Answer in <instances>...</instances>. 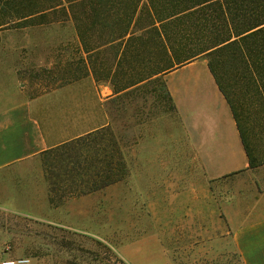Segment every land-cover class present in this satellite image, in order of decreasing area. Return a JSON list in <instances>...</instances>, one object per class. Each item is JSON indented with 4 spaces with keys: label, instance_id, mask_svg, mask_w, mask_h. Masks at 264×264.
Wrapping results in <instances>:
<instances>
[{
    "label": "rangeland",
    "instance_id": "obj_1",
    "mask_svg": "<svg viewBox=\"0 0 264 264\" xmlns=\"http://www.w3.org/2000/svg\"><path fill=\"white\" fill-rule=\"evenodd\" d=\"M78 52L79 42L71 21L7 28L0 35V61L12 64L24 81L20 87L29 96L71 81L70 68L81 65ZM113 58V49L108 46L99 61L110 63ZM199 60L207 63L206 58ZM6 73L8 78L0 81L3 88L14 84ZM101 83L117 94L106 105L108 124L78 146L88 147L93 153L101 149L109 153L117 145L118 161L122 163L120 180L95 192L68 195L53 204L42 153L4 171L0 174V191L8 185L14 188L13 184L21 189L32 186L33 182L25 177L43 176V190L48 197L43 198L47 206L38 215L0 209V253L27 256L34 264H67L70 260L99 264L100 258L109 264H128L119 249L157 234L170 248L172 264H242L232 247V229L224 208L234 202L242 210L249 198L250 177L244 180L240 173L229 179L216 178L205 189H197L188 181L189 175L180 178L178 171L164 181L165 170L159 167L158 179L150 173V181L144 176L137 182L146 171L142 159L148 165L158 163L166 146H174L179 139L177 124H164L177 115V107L164 76L159 82L120 93H116L112 82ZM251 120L252 139L264 155V113H251ZM253 168L264 176V156L259 155ZM16 177L20 181L9 182ZM13 205L28 206V202L17 199ZM64 241L66 244L59 246Z\"/></svg>",
    "mask_w": 264,
    "mask_h": 264
},
{
    "label": "trees",
    "instance_id": "obj_2",
    "mask_svg": "<svg viewBox=\"0 0 264 264\" xmlns=\"http://www.w3.org/2000/svg\"><path fill=\"white\" fill-rule=\"evenodd\" d=\"M69 21L81 64L70 68L72 80L92 74L99 82H112L116 93L159 82L164 74L206 58L237 122L250 167L264 156L252 139L251 120V113H264V0H0V35L7 28ZM108 46L114 58L99 61ZM90 136L42 152L53 204L120 180L117 145L109 153L78 146ZM97 261L109 264L105 258Z\"/></svg>",
    "mask_w": 264,
    "mask_h": 264
},
{
    "label": "crops",
    "instance_id": "obj_3",
    "mask_svg": "<svg viewBox=\"0 0 264 264\" xmlns=\"http://www.w3.org/2000/svg\"><path fill=\"white\" fill-rule=\"evenodd\" d=\"M0 69V81L8 78V71L14 83L6 88L0 85V174L108 124L106 105L117 94L92 74L29 96L20 87L24 81L11 63L0 61ZM163 76L177 107V115L164 124H177L180 135L174 146L165 145L158 163L148 165L142 159L146 171L137 182L144 176L150 181V173L158 179L159 167L165 170L164 181L178 171L180 178L189 175L188 181L197 189H205L216 178L229 179L243 173L246 180L249 176V198L242 210L234 202L224 210L232 229V247L242 264H264V176L258 168H250L227 99L205 61H192ZM25 178L33 182L32 186L21 189L13 184L14 188L8 185L0 191V209L34 215L44 210L47 205L43 198L48 197L43 190L44 177ZM16 181L20 177L9 179L11 183ZM17 199L27 201L28 206H14ZM119 253L128 264H172L170 248L157 234L124 245ZM2 256L11 257L0 253Z\"/></svg>",
    "mask_w": 264,
    "mask_h": 264
},
{
    "label": "built area",
    "instance_id": "obj_4",
    "mask_svg": "<svg viewBox=\"0 0 264 264\" xmlns=\"http://www.w3.org/2000/svg\"><path fill=\"white\" fill-rule=\"evenodd\" d=\"M2 255H4L2 253ZM0 264H33V260L30 257H4L0 258Z\"/></svg>",
    "mask_w": 264,
    "mask_h": 264
}]
</instances>
